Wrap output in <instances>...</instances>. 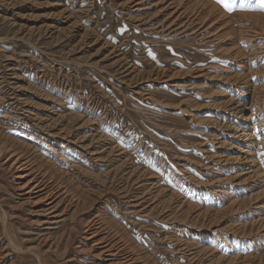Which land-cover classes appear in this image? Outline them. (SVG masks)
Listing matches in <instances>:
<instances>
[{
	"label": "rangeland",
	"instance_id": "1",
	"mask_svg": "<svg viewBox=\"0 0 264 264\" xmlns=\"http://www.w3.org/2000/svg\"><path fill=\"white\" fill-rule=\"evenodd\" d=\"M226 3L0 0V144L69 192L34 216L0 157V264H83L94 217L150 264H264V4Z\"/></svg>",
	"mask_w": 264,
	"mask_h": 264
},
{
	"label": "bare ground",
	"instance_id": "2",
	"mask_svg": "<svg viewBox=\"0 0 264 264\" xmlns=\"http://www.w3.org/2000/svg\"><path fill=\"white\" fill-rule=\"evenodd\" d=\"M6 154L8 156H6ZM3 155L7 157L5 158L4 164L7 165L8 170L19 174L17 176V181H20V183L14 187V193L18 194L23 202L31 205L30 208L27 207V211L35 214L34 216L36 217L41 214H44V216H52L59 212L63 205L62 203L66 202V198L69 194V192L64 189V186L57 183L55 185L53 184L55 183L54 181H50V183L46 182L45 177L48 176L46 173L38 171L41 176L35 175V169L29 163L30 160L23 158L20 153L11 150L6 145L0 144V157ZM92 155L94 156V154ZM65 207L62 214L67 216L69 215L68 213L71 212L70 217L71 220H73V225H77L78 223L76 224L75 220L76 212H72L69 206ZM105 222L106 221L100 217H94L84 224L82 241L79 242L78 246L79 249H83V246L89 247L87 251L82 250L83 253H88V255L91 256L89 259L86 258V260H84L85 264H150L147 259L133 249L124 238L113 230L108 229ZM6 226H8V224ZM11 243L13 242L11 241ZM67 244L68 242L66 243L65 250H67ZM79 253H81V251H79ZM85 254L84 256L86 257ZM80 259L76 260L75 263L81 264L82 261L80 262Z\"/></svg>",
	"mask_w": 264,
	"mask_h": 264
},
{
	"label": "snow or ice",
	"instance_id": "3",
	"mask_svg": "<svg viewBox=\"0 0 264 264\" xmlns=\"http://www.w3.org/2000/svg\"><path fill=\"white\" fill-rule=\"evenodd\" d=\"M218 2L224 3V6L229 8V10H234V7L226 3V0H218ZM261 4H264V0H260Z\"/></svg>",
	"mask_w": 264,
	"mask_h": 264
}]
</instances>
